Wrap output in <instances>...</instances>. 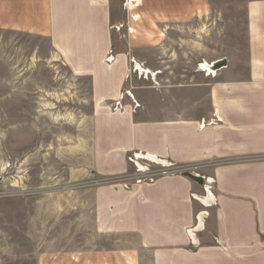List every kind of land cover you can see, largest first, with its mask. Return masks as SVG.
<instances>
[{"label": "crops", "instance_id": "crops-1", "mask_svg": "<svg viewBox=\"0 0 264 264\" xmlns=\"http://www.w3.org/2000/svg\"><path fill=\"white\" fill-rule=\"evenodd\" d=\"M212 8L210 0H0V30L46 37L75 75L90 77L93 118L122 121L118 136L132 137L124 147L189 160L215 180V202L188 251L184 225L165 224L159 232L180 236L152 242L155 255L63 254L45 264H264V0L245 5V49L221 50V58H213L220 37ZM137 56L153 68L150 57H164L155 68L174 72L165 77L172 82L138 86L133 92L142 109L114 114L107 105L118 99ZM183 56L190 57L185 68ZM222 59L216 74H205L203 61L211 67ZM202 120L212 123L200 129ZM192 186L163 181V209L190 206L191 214Z\"/></svg>", "mask_w": 264, "mask_h": 264}, {"label": "rangeland", "instance_id": "rangeland-1", "mask_svg": "<svg viewBox=\"0 0 264 264\" xmlns=\"http://www.w3.org/2000/svg\"><path fill=\"white\" fill-rule=\"evenodd\" d=\"M210 1L215 31L224 37L217 32L213 58H221V50L237 54L246 47L249 0ZM143 58L130 59L125 87L107 105L112 113L142 109L133 92L138 86L158 89L172 82L165 77L174 72L156 69L164 57H150L156 68ZM189 58L182 57L181 68ZM181 74L187 82L189 72ZM93 115L90 77L75 75L46 37L0 30V264H45L47 257L63 254L131 249L155 255L158 246L152 242L164 234L180 236L159 232L165 224H183L185 249L195 246L194 235L203 230L207 207L215 202V180L189 160L124 147L132 137L118 136L123 122ZM211 123L202 120L199 127ZM186 172L200 173L204 183ZM177 178L193 185L191 214L190 206H161L160 184Z\"/></svg>", "mask_w": 264, "mask_h": 264}, {"label": "water", "instance_id": "water-1", "mask_svg": "<svg viewBox=\"0 0 264 264\" xmlns=\"http://www.w3.org/2000/svg\"><path fill=\"white\" fill-rule=\"evenodd\" d=\"M225 65V60H218L217 62L215 61V63L211 66V69L216 71L221 69L223 66ZM184 176H186L187 178H189L190 180H192L193 182H196L199 185H202L204 183V177L197 175L195 173L192 172H186L184 173Z\"/></svg>", "mask_w": 264, "mask_h": 264}, {"label": "built area", "instance_id": "built-area-1", "mask_svg": "<svg viewBox=\"0 0 264 264\" xmlns=\"http://www.w3.org/2000/svg\"><path fill=\"white\" fill-rule=\"evenodd\" d=\"M206 72H207V73H211V74H213V73H214V71H213L211 68H208V67H207V70H206Z\"/></svg>", "mask_w": 264, "mask_h": 264}, {"label": "bare ground", "instance_id": "bare-ground-1", "mask_svg": "<svg viewBox=\"0 0 264 264\" xmlns=\"http://www.w3.org/2000/svg\"><path fill=\"white\" fill-rule=\"evenodd\" d=\"M211 68L209 64H206L204 68ZM214 71V70H213ZM215 73V72H214ZM216 74V73H215Z\"/></svg>", "mask_w": 264, "mask_h": 264}]
</instances>
